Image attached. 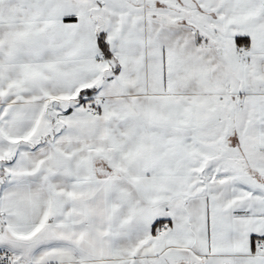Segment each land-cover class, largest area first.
<instances>
[{"label":"snow or ice","instance_id":"snow-or-ice-1","mask_svg":"<svg viewBox=\"0 0 264 264\" xmlns=\"http://www.w3.org/2000/svg\"><path fill=\"white\" fill-rule=\"evenodd\" d=\"M0 264H264V0H0Z\"/></svg>","mask_w":264,"mask_h":264}]
</instances>
